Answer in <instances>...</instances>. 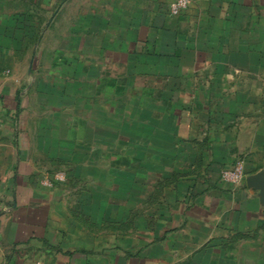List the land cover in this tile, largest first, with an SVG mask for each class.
<instances>
[{
	"label": "rangeland",
	"instance_id": "rangeland-1",
	"mask_svg": "<svg viewBox=\"0 0 264 264\" xmlns=\"http://www.w3.org/2000/svg\"><path fill=\"white\" fill-rule=\"evenodd\" d=\"M173 1L0 0V77L21 91L28 181L52 189L85 264H232L263 254L249 236L207 240L205 223H194L204 217L192 188L207 175L209 133L222 127L210 123L204 91L221 82L186 62L190 51L203 59L222 37L236 38L222 36L220 19L218 33H205L204 0L177 13ZM180 90L201 97L185 102ZM245 162L225 168L240 164L245 178ZM222 239L234 246L225 254Z\"/></svg>",
	"mask_w": 264,
	"mask_h": 264
},
{
	"label": "crops",
	"instance_id": "crops-1",
	"mask_svg": "<svg viewBox=\"0 0 264 264\" xmlns=\"http://www.w3.org/2000/svg\"><path fill=\"white\" fill-rule=\"evenodd\" d=\"M204 1L205 33H218L220 19L222 36L227 35L229 40L235 37L236 44L222 37L219 47L205 51L203 59L195 49L189 52L186 62L195 67V72L204 65V75L212 81L219 75L221 82L220 89L212 84L204 91V96L211 100L208 119L222 127L219 130L211 127L213 131L207 140L211 147L207 175L192 188L196 210L204 217V220L195 219L194 223H205L210 233L207 240L240 234L263 243L264 248V204L259 190L248 187L245 180L257 171H264V0ZM221 25H226L225 29ZM184 76L179 80L187 88L188 84L192 85V79ZM231 81L234 83L230 84ZM182 90L179 93L187 98V101L183 99L185 102L190 100L195 104L201 97L200 92ZM20 97L19 86L1 76L0 264H35L38 260L47 264H85L89 255L63 227L62 218L54 209L52 189L28 181L30 171L26 164L27 143L21 137L25 128ZM240 158L249 167L245 178L237 184L221 181V169ZM249 232L252 234L248 235ZM229 240L221 241L224 254L233 245ZM262 251L260 255L257 250L246 261L243 257H248V253L237 254L231 262L262 264Z\"/></svg>",
	"mask_w": 264,
	"mask_h": 264
},
{
	"label": "built area",
	"instance_id": "built-area-1",
	"mask_svg": "<svg viewBox=\"0 0 264 264\" xmlns=\"http://www.w3.org/2000/svg\"><path fill=\"white\" fill-rule=\"evenodd\" d=\"M188 3V0H174L171 3V11L172 13H177L179 10L184 8ZM220 176L223 181L237 184L243 179L242 174V166L240 164L235 165L233 167L224 168L223 171H221ZM35 264H43L41 261H36Z\"/></svg>",
	"mask_w": 264,
	"mask_h": 264
},
{
	"label": "water",
	"instance_id": "water-1",
	"mask_svg": "<svg viewBox=\"0 0 264 264\" xmlns=\"http://www.w3.org/2000/svg\"><path fill=\"white\" fill-rule=\"evenodd\" d=\"M248 187L259 190L260 201L264 204V171H257L245 178Z\"/></svg>",
	"mask_w": 264,
	"mask_h": 264
}]
</instances>
